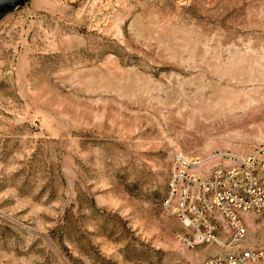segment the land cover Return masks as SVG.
<instances>
[{"label": "rangeland", "instance_id": "rangeland-1", "mask_svg": "<svg viewBox=\"0 0 264 264\" xmlns=\"http://www.w3.org/2000/svg\"><path fill=\"white\" fill-rule=\"evenodd\" d=\"M259 144L264 0H29L0 21V264H202L225 249L179 239L174 155L206 176ZM240 215L264 250V215Z\"/></svg>", "mask_w": 264, "mask_h": 264}, {"label": "built area", "instance_id": "built-area-1", "mask_svg": "<svg viewBox=\"0 0 264 264\" xmlns=\"http://www.w3.org/2000/svg\"><path fill=\"white\" fill-rule=\"evenodd\" d=\"M205 162L183 151L174 155L165 203L173 202L184 227L179 239L190 248L214 241L225 249L202 264H249L260 259L264 250H254L246 242L247 226L240 212L264 215V144L230 157L202 176L197 171Z\"/></svg>", "mask_w": 264, "mask_h": 264}, {"label": "water", "instance_id": "water-1", "mask_svg": "<svg viewBox=\"0 0 264 264\" xmlns=\"http://www.w3.org/2000/svg\"><path fill=\"white\" fill-rule=\"evenodd\" d=\"M29 0H0V21L8 13L16 10L17 8L23 6Z\"/></svg>", "mask_w": 264, "mask_h": 264}, {"label": "bare ground", "instance_id": "bare-ground-1", "mask_svg": "<svg viewBox=\"0 0 264 264\" xmlns=\"http://www.w3.org/2000/svg\"><path fill=\"white\" fill-rule=\"evenodd\" d=\"M220 154H226V155H228L230 157H233L234 156L233 153H223V152H219V153H217L215 155H220Z\"/></svg>", "mask_w": 264, "mask_h": 264}]
</instances>
